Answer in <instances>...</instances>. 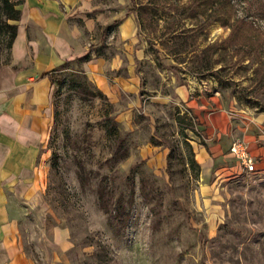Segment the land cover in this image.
Masks as SVG:
<instances>
[{"label": "rangeland", "instance_id": "rangeland-1", "mask_svg": "<svg viewBox=\"0 0 264 264\" xmlns=\"http://www.w3.org/2000/svg\"><path fill=\"white\" fill-rule=\"evenodd\" d=\"M106 1L139 19L140 91L108 97L78 60L55 73L50 171L22 226L28 252L43 264L33 237L56 225L72 246L54 264H264V164L247 172L230 148L248 123L264 132V0ZM178 85L208 103L202 124ZM156 90L171 101L156 103ZM222 112L230 134L201 130ZM213 143L223 150L198 160Z\"/></svg>", "mask_w": 264, "mask_h": 264}, {"label": "crops", "instance_id": "crops-1", "mask_svg": "<svg viewBox=\"0 0 264 264\" xmlns=\"http://www.w3.org/2000/svg\"><path fill=\"white\" fill-rule=\"evenodd\" d=\"M111 7L106 0H23L10 61L0 60V264H40L26 248L22 226L36 208L37 195L50 171L47 141L54 123L55 83L43 75L56 73L65 62L90 53L82 68L100 91L123 99L140 91L144 52L139 19ZM112 23L116 26L110 29ZM102 44L114 46V53L92 54ZM175 92L202 124L201 113L208 103L190 96L183 85ZM152 98L162 104L172 96L156 90ZM224 116L225 112L217 117L206 115L203 131L212 125L230 134V128L220 126ZM121 120L130 122V117ZM260 130L257 123H248L238 132L257 166L264 164V132ZM154 150L149 144L144 152ZM213 150H223V143L205 145L198 160L205 161ZM33 240L34 253L43 264H54L72 246L69 231L56 225L50 235L44 228Z\"/></svg>", "mask_w": 264, "mask_h": 264}, {"label": "trees", "instance_id": "trees-1", "mask_svg": "<svg viewBox=\"0 0 264 264\" xmlns=\"http://www.w3.org/2000/svg\"><path fill=\"white\" fill-rule=\"evenodd\" d=\"M23 0H0V53L6 51L7 59L10 61L11 50L14 40L17 36L18 22L22 15ZM91 54L88 53L76 60L84 62L90 60ZM69 61L65 62L67 64ZM43 76H49L53 82L61 83L63 79L55 75V73H46ZM194 122L199 125L198 118L193 115ZM203 131V129H201Z\"/></svg>", "mask_w": 264, "mask_h": 264}, {"label": "built area", "instance_id": "built-area-1", "mask_svg": "<svg viewBox=\"0 0 264 264\" xmlns=\"http://www.w3.org/2000/svg\"><path fill=\"white\" fill-rule=\"evenodd\" d=\"M231 153L240 160L247 172H258L257 161L249 154L248 146L243 139H236L232 143Z\"/></svg>", "mask_w": 264, "mask_h": 264}]
</instances>
